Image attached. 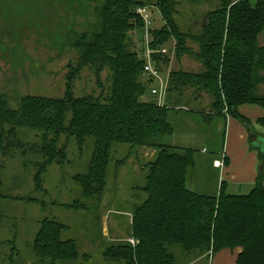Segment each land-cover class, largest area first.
Masks as SVG:
<instances>
[{
    "label": "trees",
    "instance_id": "trees-1",
    "mask_svg": "<svg viewBox=\"0 0 264 264\" xmlns=\"http://www.w3.org/2000/svg\"><path fill=\"white\" fill-rule=\"evenodd\" d=\"M216 1L218 5L203 14V23L190 25L192 31L181 29L176 21L179 0H103L94 8L95 22L75 41L78 57L67 73L70 83L62 98L23 95L12 106L9 97L0 93V200L40 207L49 201L90 215L81 238L56 217L40 218L27 245L34 263L89 264L100 258L106 264H191L229 248L237 249V264H264L263 134L255 132L251 147L263 170L246 194L227 193L225 181L217 195L192 190L187 177L201 150L172 141L175 134L201 133L209 157L222 154L227 164V117L238 119L249 133L253 129L238 106L255 104L264 109V45L258 42L264 30V0ZM140 7H155L163 21L158 31L150 32L153 50L164 49L162 44L173 39L176 60L193 56L201 64L196 72L170 71L162 104L143 98L151 81L143 79L144 58L133 50L128 36L131 29L143 31L144 22L136 11ZM188 40L197 44V50ZM152 60L158 69L159 63L168 64L170 59L154 52ZM86 68L94 72L100 91L75 96L71 84ZM104 70L107 86L101 80ZM201 95L209 96V105L197 101ZM193 117L201 127H192ZM177 121L188 125L176 128ZM256 122L264 129V114ZM70 144L78 149L85 167L69 176L74 196L61 203L50 196L43 179L55 165H73L68 159ZM144 149H152L153 154L144 158ZM17 156L23 171L32 173L31 191L22 196L12 194V189L8 192L2 178L5 163ZM131 157L139 163L140 181L138 191L128 193L136 201L124 233L134 243L127 238L105 241L91 217L101 212L108 180L115 182L118 170ZM1 212L0 228L6 218ZM17 224L12 221L11 227ZM15 236L13 232L6 241V264L20 262Z\"/></svg>",
    "mask_w": 264,
    "mask_h": 264
},
{
    "label": "rangeland",
    "instance_id": "rangeland-1",
    "mask_svg": "<svg viewBox=\"0 0 264 264\" xmlns=\"http://www.w3.org/2000/svg\"><path fill=\"white\" fill-rule=\"evenodd\" d=\"M102 1L0 0V93H5L9 97V103L12 106L16 104V98L23 95L47 98H62L64 96L66 86L70 83L67 84L66 82L67 73L74 67L78 57L75 41L83 30L90 29L95 22L96 13H94V8ZM217 5L216 0H201L193 3L179 0V14L175 16L176 21L181 29L193 31L191 29L192 23L195 21L197 25L203 23L205 19L203 14ZM145 9L149 13L147 27L143 28V31L134 28L128 32V36L132 41V48L138 53V56H142L140 51L145 41L150 42L153 38L150 32L158 31L163 25L160 12L155 7H145ZM187 44L193 50H197V44L194 41L188 40ZM161 48L166 49V52H161L162 49L154 50V52L166 54L170 60L168 64H158L160 81L168 83L169 73L172 69L191 72L201 69V64L193 56L183 55L179 60L174 58L175 41L173 39L162 44ZM153 62L155 65V60ZM107 73V70L101 72L103 86H107L108 83L106 80ZM142 77L150 84L151 79L147 75L143 74ZM154 84L155 82L151 83L149 87ZM71 85V91L75 96L88 93L97 94L100 91L94 72L88 68L80 71ZM145 100L151 101L153 98L147 93ZM199 100L204 101L206 105H209L211 101L207 95L199 96L197 101ZM252 107H254V111L243 114L248 118L251 129H258V133L263 134L261 137L264 139V129L256 122V116L263 108L258 105H252ZM192 114L196 115L194 111L191 112ZM197 116L200 115L197 114ZM195 119L191 125L198 128L199 124ZM232 122L234 125H230L229 140L234 141L237 147L234 148L235 151L230 152L231 155L235 153V158H232L228 153L231 159H229L225 169H222L223 173H227L225 190L227 193L232 194H246L254 183L248 184L242 181L241 184L236 183L240 180L230 183V178L235 175H237V178H241L243 172H246V174L248 172L250 176L255 175L257 172L255 161L258 153L256 150L249 151L248 146H246L248 131L245 125L236 118L232 119ZM175 125L176 128H183L188 124L178 123L177 121ZM200 125L199 127H201ZM228 132L229 125L227 121L225 138ZM221 134L222 130L220 139ZM186 136H189L185 140L190 143L188 144L191 145L190 147L201 150V152L198 151L195 154L196 164L187 178V183L189 182L192 186L189 183L188 185L194 187V191L199 194L217 195L219 192L218 170L224 165L222 154L209 157L210 154L205 152L206 148H204L207 144L200 142L204 138L203 134ZM240 143L243 146L241 151L238 150L241 147ZM68 152H70L68 159L72 160L73 165H65L63 168L55 165L48 170L43 179L44 186L50 196L61 203L69 202L70 198L74 196L69 176L76 171H83L85 167L82 158H79L78 149L74 145H69ZM142 154L144 158H149L153 154V150L144 149ZM129 160V163L118 170L115 182L111 178L108 180V187L101 201V212L100 214L95 213L91 217L95 219L94 222L100 228V237L105 241L127 238L125 227L128 225L127 221H130L129 209L136 201L128 193L138 191L135 187L140 181L139 163L133 157ZM216 160L220 162V166H216ZM21 164L19 156L11 162L5 163L6 168L2 177L5 187H8V192L12 189V194H17V196L30 192L32 188V173L23 171ZM33 194L38 195L35 192ZM0 210L2 211L1 214L6 216L3 226L0 228V264H6L5 252L8 249L6 241L12 239L13 232L16 233L14 237L15 245L21 252L20 262L18 263L37 264L31 258L27 245L33 237L37 228L36 222L40 218L44 216L56 217L69 226L72 234H77L81 238L83 232L87 230L88 219L86 218L90 217L88 212H79L67 209V207L51 205L49 201L44 207H40V205L22 200L3 199L0 200ZM12 221L18 223L17 227H11ZM85 236L88 237L89 233H85ZM128 241L134 243L131 238ZM86 244V249L89 250L91 246L88 242ZM211 261L212 258L208 261L202 258L201 262H192L191 264H212ZM89 264L106 263L100 258H96Z\"/></svg>",
    "mask_w": 264,
    "mask_h": 264
},
{
    "label": "crops",
    "instance_id": "crops-1",
    "mask_svg": "<svg viewBox=\"0 0 264 264\" xmlns=\"http://www.w3.org/2000/svg\"><path fill=\"white\" fill-rule=\"evenodd\" d=\"M250 1V3L251 4H255L256 3V1L257 0H249ZM264 30L258 35V42H259V44H263L264 45ZM263 36V37H262ZM143 98L145 99V95L143 96ZM252 105H254V106H256L255 104H242V105H239L238 106V110H239V112L240 113H246V114H249V112L250 111H254V107H252ZM243 114V115H244ZM264 114V109L263 110H260L259 111V114L256 116V117H259V116H261V115H263ZM227 121H228V125H229V132H228V134L226 135V138H225V140H224V153H225V155L228 157V163H229V159H231V157H229L228 156V153H230L231 151H235L234 150V148H236L237 147V145H235V143H234V141H232L231 142V140H229V133H230V125H234V123L232 122V119H234V118H232V116H228L227 117ZM227 121H226V127H227ZM248 131V130H247ZM254 133L255 132H259L258 131V129H255L254 128ZM247 136H248V140H247V143H246V146H248V150L249 151H251V150H253V149H251V147H250V136H249V133H247ZM186 137H189V136H186V134H175V135H173L172 136V141L176 144V145H183V146H191V145H188V144H190V143H187V141L185 140L186 139ZM190 139V138H189ZM186 142V143H185ZM200 142H202V141H200ZM203 143V142H202ZM226 145V146H225ZM240 145H241V143H240ZM225 147H226V149H225ZM242 148H243V146L241 145V147L240 148H238V150H242ZM149 151H151V150H149ZM143 152H144V150H143ZM142 156H143V154H142ZM230 156H232V158H235V153H233V155H231V153H230ZM128 161H130V160H128ZM127 163H129V162H127ZM227 163V164H228ZM255 163H257L256 164V173H255V175H253V176H250L249 174H248V172H247V174H246V172H243V173H241V178L239 177V178H237V175H235V176H233L232 178H230V183H235V181H237V180H240V182H236V183H242V182H246V183H254L255 182V178H256V176H257V174H258V169H257V167H258V165H259V162H258V159L255 161ZM254 163V164H255ZM227 164H224V165H222V168L220 169L219 168V175L217 176L218 178V181H219V185H220V182L221 181H225L226 182V179H225V177H227V173H223L222 172V169H225V167H226V165ZM224 167V168H223ZM226 174V175H225ZM246 175V176H245ZM188 177H189V175H188ZM187 177V178H188ZM191 177V176H190ZM191 179V178H190ZM227 180H229V179H227ZM242 181V182H241ZM189 183V182H188ZM190 184V183H189ZM191 185V184H190ZM192 186V185H191ZM192 188V190H195L194 189V187H191ZM131 216V215H130ZM130 221H131V217H130ZM129 220L127 221V223H129L130 222ZM130 239V237H128L127 236V240H129ZM236 256H237V249H229V248H223V249H221V250H219L218 252H216L211 258H212V264H237L236 263ZM199 262L200 261H202V257H200L199 258V260H198Z\"/></svg>",
    "mask_w": 264,
    "mask_h": 264
},
{
    "label": "built area",
    "instance_id": "built-area-1",
    "mask_svg": "<svg viewBox=\"0 0 264 264\" xmlns=\"http://www.w3.org/2000/svg\"><path fill=\"white\" fill-rule=\"evenodd\" d=\"M136 11L143 20L145 29L147 27V24L149 23V13L146 11L145 7L137 8ZM149 43L150 42L145 41L143 50L140 51L142 53L141 57H143L145 61L143 66V74L147 75L149 79H151V83L155 82V84L149 88V95L154 98V100L158 104H162L166 96L167 83L160 81V71L154 65V62L152 60V54L154 53V50L150 47ZM161 52H166V49H162ZM215 164L216 166H220V162L218 160L215 161Z\"/></svg>",
    "mask_w": 264,
    "mask_h": 264
},
{
    "label": "water",
    "instance_id": "water-1",
    "mask_svg": "<svg viewBox=\"0 0 264 264\" xmlns=\"http://www.w3.org/2000/svg\"><path fill=\"white\" fill-rule=\"evenodd\" d=\"M249 136H250V147H254V142L256 141L255 133L253 131H250ZM257 169H258V172H261L263 170L262 164H259Z\"/></svg>",
    "mask_w": 264,
    "mask_h": 264
}]
</instances>
